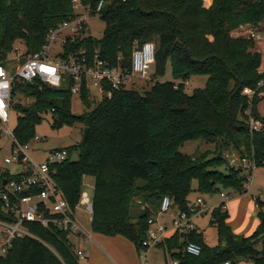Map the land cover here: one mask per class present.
Listing matches in <instances>:
<instances>
[{"label":"trees","instance_id":"obj_1","mask_svg":"<svg viewBox=\"0 0 264 264\" xmlns=\"http://www.w3.org/2000/svg\"><path fill=\"white\" fill-rule=\"evenodd\" d=\"M75 1L91 17H99L104 31L100 40H94L84 26L68 40L63 57L86 50L89 58L97 53L108 67L129 71L135 46L151 42L155 82L143 94L123 87L110 100H90L83 91L84 112L78 116L71 111L70 80L57 89L37 81L15 82L12 97L18 104L12 110L19 117L14 137L20 145L29 143L46 114L51 116L53 129L80 125L83 133L87 128L85 141L61 149L67 159L52 168L53 179L74 208L83 177H92L91 232L121 237L139 255L148 220L157 214L164 197L171 200L174 211L190 215L192 193L207 197L223 190L235 196L246 193L244 185L252 173L229 167L227 153L253 161L255 168L264 166V115L256 111L264 96L249 100L242 94L246 88L256 90L264 81L260 54L251 38L231 36L242 26L264 24V0H210L208 7L206 0H0V65L16 43L24 49L22 57L38 52L50 30L78 16ZM101 1L103 6L96 13ZM167 63L172 81L159 83ZM191 76H205L207 81L203 89L187 95ZM258 92L264 93V84ZM248 109L262 123L258 132L249 130L243 115ZM191 141L211 144L214 150L184 155L180 148ZM72 152L78 153L76 161L68 159ZM9 179V173L0 174V186ZM135 200L142 209L134 208ZM1 207L0 202V220L16 222ZM256 207L258 226L248 237L233 233L225 204H221L210 219L218 245L209 247L202 233L193 230L174 233L157 248L177 264H264V252L257 250L264 241V212L258 199ZM23 227L32 237L14 240L0 264H78L67 233L37 223ZM188 243L200 246L199 256L185 253Z\"/></svg>","mask_w":264,"mask_h":264},{"label":"built area","instance_id":"obj_2","mask_svg":"<svg viewBox=\"0 0 264 264\" xmlns=\"http://www.w3.org/2000/svg\"><path fill=\"white\" fill-rule=\"evenodd\" d=\"M102 6L103 2L101 1L95 12L98 13ZM74 8L76 11L86 12L79 3ZM87 14L89 13L87 12ZM84 26H86L85 19L78 15L76 18L61 23L50 30L41 49L34 54L27 55L21 66L15 67L12 75L3 66L10 61L19 63L20 57H22L20 49L14 48L11 53L13 56L10 54L4 64L0 65V139L6 137L12 144L11 157L5 158L4 163L7 165L17 164L22 168L16 175L9 174L10 179L4 180L5 184L0 186L1 210L5 215H13L16 219L14 223L0 220V260L11 249L14 240L32 237L24 229V223H37L44 228H53L59 232L67 233L70 238L80 237L85 241L91 240V233L84 231L77 217V210L83 208L84 213L90 216L88 221H91V199L82 187L78 204L71 208L53 179L55 172L52 168L66 161V151L61 149L50 151L41 162L35 163L28 154V151L31 150L30 142L20 145L14 137V131L11 130L10 126V113L13 107L18 104L17 98L12 97L15 82L32 83L37 81L42 85L57 89L63 82L70 80V92L73 98H77L80 102L83 91L88 93L90 100L99 101L105 98L110 100L123 87H128L130 81L147 80L154 66L155 46L151 42L144 43L142 46H135L129 71H123L120 67H108L106 63L100 60L97 53L89 58L86 50L63 57V48L68 40L77 36ZM64 32L67 34L60 40V36ZM249 38L259 40V36L254 33H251ZM58 40L61 41L62 51L56 55H51L55 42ZM261 74L264 75V73ZM263 84L264 81H260L256 90L246 88L242 94L249 100L255 95L261 98L264 93L258 92V90ZM92 92L96 95H93ZM96 96H99L98 99ZM243 115L247 117L250 131L258 132L262 129V123L251 115L250 109L245 110ZM32 140L34 143L41 141L38 137H34ZM226 159L228 166L234 170L252 173L256 169L254 162L247 158L241 159L237 155H231L230 157L226 156ZM249 178L250 176L244 185L246 192ZM24 192L29 193V195L19 198L18 196ZM220 197L225 199L226 195L220 193ZM189 211L190 215L174 211L172 202L168 197H164L160 201L157 214L148 220L146 240L138 255V264H148L146 260L147 251L157 248L167 239L168 229L159 221L161 214L169 216L170 230H173L174 233L185 234L195 230L193 218L208 213V208H206L203 199L197 197L193 204H189ZM184 251L190 256L197 257L201 253V248L195 243H188ZM76 254L79 259H85L83 252L77 251ZM171 262V264H177L174 261Z\"/></svg>","mask_w":264,"mask_h":264},{"label":"rangeland","instance_id":"obj_3","mask_svg":"<svg viewBox=\"0 0 264 264\" xmlns=\"http://www.w3.org/2000/svg\"><path fill=\"white\" fill-rule=\"evenodd\" d=\"M78 2H74V7ZM76 13L80 16H82L86 21V28L85 32L87 35H89L94 40H100L103 35L104 31V24L99 19L98 16L91 17L87 12H81V10L76 11ZM67 32H64L60 36L63 38ZM259 38L261 40H256L255 45L260 50V59H261V65H260V73H264V31L259 32ZM58 40L55 42L54 48L51 52V55H56L60 53L62 50L61 48V41ZM14 48L20 49V53L24 54V49L20 43H16L14 45ZM13 56V54H11ZM15 56V55H14ZM24 57H20L19 63H14L10 61L8 64H5L3 66L6 70L9 71V74H13L15 67H20L21 63L23 61ZM153 69L151 70L150 76L147 80L141 81V80H132L130 81V84L128 85L129 89H133L140 94H143L147 92L150 88V86L155 82V79H153L152 76ZM159 83L169 82L172 81L171 77V67L170 64L167 63L165 68V73L163 77L158 78L157 80ZM207 81V77L205 76H191L187 83L185 88V93L187 95H192V93L197 89H203L205 87ZM93 95H96V93L92 92ZM99 96H96L98 99ZM30 101H21V104H28ZM71 111L74 115H81L84 112V107L81 104V102L77 98L72 99L71 103ZM257 114L262 117L264 115V99L261 100L257 104L256 108ZM19 114L12 110L10 113V126L11 130H14L17 125ZM51 116L50 114H46L43 116L42 122L37 125L34 128V137H38L41 139V141L34 143V141H30V147L31 150L28 151L29 157L35 162L39 163L41 162L46 154L50 151L56 150V149H69L73 146L78 145L82 141V127L80 125H75L73 127H61L59 129H53L51 127ZM11 149L12 144L10 140H8L6 137H2L0 139V174L2 173H9L10 175H16L18 174L22 168L18 166L17 164H11L7 165L4 163L5 158L11 157ZM214 150V146L211 144H206L202 141H191L185 143L181 148L180 152L187 156H197L204 152L210 151L212 152ZM233 155L231 152L227 153V157H230ZM68 159L70 161H76L78 159V153L72 152L68 155ZM223 170V169H222ZM248 189L247 194L243 198V202H241V205L238 207L232 203L230 204L228 202V198L222 199L220 197V192L212 195L211 197L205 196V202H206V208H208V213L204 215H198L193 218V223L195 227L198 229L200 233H202L203 241L206 245L209 247H214L218 245V237H217V231L215 226L210 225V219L213 209L212 206L218 205L222 200L225 202L229 208V212L232 216V218L235 220H238L236 224H239V221L242 218V210L247 215H250V218H255L256 215L253 211L249 208V206H246L244 203L246 199L250 200L252 204H256V200L258 199L260 202H264V166L258 167L254 169L252 172L249 181H248ZM82 187L83 191L87 193L88 197L91 199L93 195V188H94V179L92 177H83L82 179ZM245 189V188H244ZM221 193H228L227 191L223 190ZM197 197L196 193H192L189 196V201H194ZM200 197V196H199ZM202 197V196H201ZM134 208L140 210L142 209L140 206L138 207V203L136 200L134 201ZM240 210V211H239ZM262 210L264 212V205L262 206ZM77 217L83 226V229L85 232L91 233V236L95 237V235L91 232L90 228V222L88 221L89 215L84 213L83 208H79L77 210ZM159 221L165 225L168 229V233L166 234V237H170L174 234L173 230H170V218L167 214H161L159 216ZM96 238V237H95ZM121 240L123 243L122 247L119 246L116 249L118 250V255L122 258V260L126 263L130 262V260H133V250L132 246L128 241ZM112 245V244H111ZM86 247V246H85ZM76 248V247H75ZM120 248V249H119ZM105 253V252H103ZM146 260L148 264H171V260L168 257V255L160 248H152L147 251L146 254ZM118 261V260H116ZM78 264H87V261L85 259H80L78 261Z\"/></svg>","mask_w":264,"mask_h":264},{"label":"crops","instance_id":"obj_4","mask_svg":"<svg viewBox=\"0 0 264 264\" xmlns=\"http://www.w3.org/2000/svg\"><path fill=\"white\" fill-rule=\"evenodd\" d=\"M211 1L210 0H206V5L207 7L210 6ZM264 31V24L260 25L258 28H254L252 26L249 25H245L242 26L240 28H238L237 30H234L231 33V36L233 38H238V37H249V35L251 33L257 34L259 36V32L260 31ZM259 40H261L259 38ZM256 40H254L255 42ZM256 51L259 53V49L258 47L255 45ZM260 54V53H259ZM221 193V192H220ZM226 195V198H228V202L230 204H234L235 209L236 206L238 207V205H241V202H243V198L245 199V195L247 194V192L241 196H235V195H230L229 193H224ZM197 197H199L197 195ZM196 197V198H197ZM201 197V196H200ZM205 202V196L201 197ZM195 201V200H194ZM194 201H189L190 204H193ZM260 202V201H259ZM246 204V206H249V208L251 209V211L254 212V214L256 215L259 211V209L256 207V204H252V202L248 199L245 200L244 202ZM262 204V206L264 205V202H260ZM221 204H225L226 206V211L228 212L229 215V219L227 221L228 225L230 226L231 230L233 231L234 234L236 235H243L245 237L250 236L255 229L258 226V220L255 217L250 218V215L246 214L243 212L242 210V218L239 221V224H236L238 222V220H234L229 212V208L227 206V204L225 202H223V200L215 206H212V209H215L217 207H219ZM240 211V210H239ZM261 211L262 207H261ZM195 230L198 231V229L195 227ZM199 232V231H198ZM95 237L91 236V240L90 241H85L83 238L80 237H72L70 238L72 240V243L75 245V251H81L85 254V260L87 261V264H138V254L135 250V248L132 246V250H133V260H130V262L126 263L122 260V258L120 257V255H118V250L116 249V247L118 248L119 246L122 247L123 243L121 240L118 239H122L124 241H127L121 237H114V238H108L102 235H97L94 234ZM112 244V245H111ZM86 246V247H85ZM120 249V248H119ZM257 250L258 251H263L264 252V241L260 244L257 245ZM105 252V253H103ZM118 260V261H116ZM238 264H251L250 262L247 261H240Z\"/></svg>","mask_w":264,"mask_h":264},{"label":"water","instance_id":"obj_5","mask_svg":"<svg viewBox=\"0 0 264 264\" xmlns=\"http://www.w3.org/2000/svg\"><path fill=\"white\" fill-rule=\"evenodd\" d=\"M88 132H89V130H88L87 128H85V129L83 130V133H82V140H83V141L86 140L87 135H88ZM4 184H5V181H3L2 185H4Z\"/></svg>","mask_w":264,"mask_h":264}]
</instances>
